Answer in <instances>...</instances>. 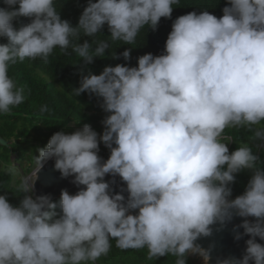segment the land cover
Listing matches in <instances>:
<instances>
[{
  "label": "clouds",
  "instance_id": "1",
  "mask_svg": "<svg viewBox=\"0 0 264 264\" xmlns=\"http://www.w3.org/2000/svg\"><path fill=\"white\" fill-rule=\"evenodd\" d=\"M3 2L0 114L25 100L10 65L48 63L57 48L90 64L113 43L136 46L142 29L155 31L180 5L88 0L73 26L55 0ZM206 5L173 21L163 54L146 53L137 66L108 65L99 74L81 69L72 93L102 98L108 113L103 132L88 123L71 133L57 131L35 158L37 173L54 159L62 178L84 187L75 194L62 189L58 201L34 197L30 175L19 184L24 195L18 205L0 194V264H96L113 240L121 250L146 249L148 261L171 255L175 264H186L189 255H199L209 264L210 249L196 241L234 215L255 218L234 226L243 228L235 239L250 238L241 257L216 264H264V244L256 239L264 240V161L253 151L254 142L264 143V0H228L219 18ZM21 17L30 22L16 28L13 21ZM105 25L108 39H95ZM82 36L93 39L80 43ZM120 56L130 60L131 49ZM231 128L250 132L251 143L230 152L224 132ZM101 142L110 150L106 160L98 155ZM245 169L252 173L245 190L231 198L230 185ZM107 174L126 183L127 199L111 192Z\"/></svg>",
  "mask_w": 264,
  "mask_h": 264
},
{
  "label": "trees",
  "instance_id": "2",
  "mask_svg": "<svg viewBox=\"0 0 264 264\" xmlns=\"http://www.w3.org/2000/svg\"><path fill=\"white\" fill-rule=\"evenodd\" d=\"M55 3L61 18L75 26L88 0H55ZM227 3L228 0H180V5H173L171 18L162 17L155 31L147 26L141 30L136 46L113 43L111 49H106L105 57H94L90 64L85 65L82 59L71 53V49H69L71 54H64L57 48L50 55L48 63L36 59L10 65L9 75L16 80L18 87H24L25 100L12 108L9 114H0V136L8 141L7 146L0 145V194L7 193L10 203L19 204L24 194L18 191L21 183L18 181L20 172L18 166H21V172H28L30 164L33 166L35 161L37 148H44L50 137L57 131H64L69 123L78 128L88 123L98 134L103 132L102 120L108 113L100 107L102 98L88 92H83L79 96L72 93L74 88L79 87L81 69L84 74L88 71L99 74L108 65L137 66L138 57L143 54H163L172 23L178 16L192 11L199 13L195 6L207 4L205 7H209L208 11L219 18ZM0 7H6L3 0H0ZM28 22L29 18L21 17L18 21H13V24L19 28L21 24ZM101 33L102 35L98 34L95 39H108L110 33L107 25ZM92 39L82 36L80 43L84 40L91 43ZM0 43H7V39L0 37ZM129 48L131 58L125 60L120 53ZM112 51L117 54L118 59L111 58ZM43 106H47L48 110L42 112ZM224 136L232 140L228 142L230 152L243 143H251L249 140L251 133L243 128L225 129ZM256 144L258 146H255ZM260 144L261 142H254L253 151L259 155L261 161H264V143L262 146ZM98 155L103 160L110 155V150L102 142ZM14 161L18 166L13 164ZM23 161L28 164L22 165ZM251 175V171L247 169L236 174L235 182L230 185L234 198L243 193ZM111 244L109 253L96 261V264H175L176 258L171 255L148 261L146 249L121 250L115 246L114 240ZM186 264L196 263L187 257Z\"/></svg>",
  "mask_w": 264,
  "mask_h": 264
},
{
  "label": "water",
  "instance_id": "3",
  "mask_svg": "<svg viewBox=\"0 0 264 264\" xmlns=\"http://www.w3.org/2000/svg\"><path fill=\"white\" fill-rule=\"evenodd\" d=\"M0 145L7 146L8 141L0 136ZM54 159L47 160L40 171L39 165H37L31 172V182L34 181L33 196L50 195L53 200H57L60 197L62 189H66L70 194H75L80 187L73 184L71 181L73 177L62 178L58 170L54 168ZM37 173V177H36ZM104 179L110 183L111 192H122L127 199L128 193L126 191V183L116 175L113 177L111 174H107ZM234 198V197H231ZM244 219L254 221V217H240L234 215L230 221L225 222L223 226L219 223L212 225V234L207 237H200L196 241L205 249H210V261L209 264H216L218 258L223 259L226 257H241L246 248L245 241L250 237L243 235L239 240L235 239V232L239 231L243 233V228H235L242 223ZM257 242L264 244V240L256 238ZM192 257L193 262L197 264H203L202 258L199 255H189Z\"/></svg>",
  "mask_w": 264,
  "mask_h": 264
},
{
  "label": "rangeland",
  "instance_id": "4",
  "mask_svg": "<svg viewBox=\"0 0 264 264\" xmlns=\"http://www.w3.org/2000/svg\"><path fill=\"white\" fill-rule=\"evenodd\" d=\"M78 127H76L73 123H69L68 124V126H67V128L65 127V129H64V132H66V133H71L72 131H74L75 129H77ZM2 146V145H1ZM39 148V147H38ZM37 148V149H38ZM39 155V152L36 150V154H35V157H37ZM12 159L14 160V156L12 157ZM14 163V165L15 166H18L17 165V163L14 161L13 162ZM28 163H26L25 161H23L22 162V165H27ZM38 165V162H37V160H36V158H35V161H34V163H33V166H31V164H30V169H29V171L28 172H21V166H18V170L20 171L19 172V176H18V181H22V179H27V180H29L28 179V177L31 175V171L36 167ZM17 181V182H18Z\"/></svg>",
  "mask_w": 264,
  "mask_h": 264
}]
</instances>
